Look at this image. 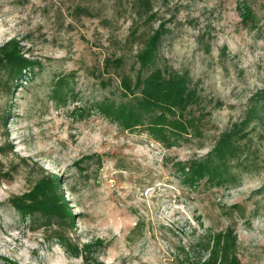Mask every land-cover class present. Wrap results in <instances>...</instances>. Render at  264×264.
<instances>
[{
  "label": "rangeland",
  "instance_id": "1",
  "mask_svg": "<svg viewBox=\"0 0 264 264\" xmlns=\"http://www.w3.org/2000/svg\"><path fill=\"white\" fill-rule=\"evenodd\" d=\"M147 1L0 0V47L16 38L34 62L10 87L0 66V264H264V113H250L264 99V0ZM163 27L157 65L189 72L202 97L187 114L199 131L170 144L104 110L141 95L122 76L135 85ZM247 118L223 170L192 175ZM54 174L66 224L48 204L20 207Z\"/></svg>",
  "mask_w": 264,
  "mask_h": 264
},
{
  "label": "trees",
  "instance_id": "2",
  "mask_svg": "<svg viewBox=\"0 0 264 264\" xmlns=\"http://www.w3.org/2000/svg\"><path fill=\"white\" fill-rule=\"evenodd\" d=\"M146 4H148L147 0ZM142 10L144 9L138 8L136 11L140 17H142ZM245 10V16H250V9L246 6ZM155 15V13H150L146 20H152ZM165 33H167L165 27L156 30L146 38L144 46L139 50L137 54L139 69L137 70L135 85L130 83L128 77L122 76L125 93L127 95L135 94L133 87L135 86L140 88L141 95L129 102L119 104L110 102L104 106V110L108 116L116 121L118 120L124 127L135 129L139 125L143 126L152 132L154 136L170 144L172 134H189L190 128L199 131L197 118L195 116L187 117V114L193 111L195 105L200 104L202 97L197 87L193 85L194 81L189 72H180L157 65L158 51ZM10 46L12 48L8 49ZM108 60L111 63L116 62L117 66H121L124 58L118 56L112 59L108 58ZM33 64V61L20 53V42L16 38H12L0 47V66L4 67L9 74L5 82L8 87L12 86L11 80L23 75L24 68H32L34 67ZM36 66L39 67L40 65ZM118 74L121 75L120 72ZM64 80L63 78L58 82L62 85ZM253 112L258 115L264 113V99L255 102L250 110V113L254 114ZM248 121L247 118L236 123L231 131L223 134L207 160L191 164L192 175L202 176L205 174L204 172H207L208 175L219 172L226 165L229 158H234L239 149V145L236 143V135ZM46 177L42 179L39 187L46 190L45 197L49 198L51 202L47 203L45 197L41 200L35 198L33 204L35 206L21 205L20 207L24 210H30L32 208H45L48 204L47 211L57 216L63 224H66L65 219L70 220L71 211L68 203L63 198L62 192L58 191L57 183L53 181L59 176L54 174L46 175ZM90 264L103 263L95 261V263ZM227 264L239 263L237 260L232 259Z\"/></svg>",
  "mask_w": 264,
  "mask_h": 264
}]
</instances>
